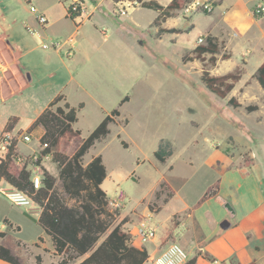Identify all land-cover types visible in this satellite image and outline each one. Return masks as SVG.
<instances>
[{"label": "rangeland", "instance_id": "1", "mask_svg": "<svg viewBox=\"0 0 264 264\" xmlns=\"http://www.w3.org/2000/svg\"><path fill=\"white\" fill-rule=\"evenodd\" d=\"M140 1L120 18L111 14L107 1L81 0L84 16L72 22L63 16L69 1L60 0L57 7L55 0H33L32 4L15 0L16 20L10 26L2 25L0 37L9 34L11 43L20 41L23 53L18 57L19 67L31 81L25 87L22 77L15 79L11 83L13 95L10 87H3L6 98L0 102V115L17 114L19 127L25 131L49 100L64 90L73 106L84 104L75 128L85 138L106 114L117 109L120 116L109 126L110 134L88 151L83 163L92 156H101L106 169L101 189L109 205L114 204L110 208L119 210L118 220L122 219V208L127 214L123 218L131 226L156 227V239L159 235L164 241L187 239L189 247L184 251L189 257L199 251L205 255V245L213 241L221 254L232 250L220 262L254 264L249 262L252 259L264 264L260 239V221H264V91L255 79L257 67L264 60V43L252 35V26L242 25L250 24V10L246 6L236 17L233 12H221L222 7H217L220 0H194L160 27H154V12L140 8ZM243 1L238 2L239 7ZM45 2L54 17L50 28L32 27L28 32L16 27L19 17L29 16L27 8L37 18L31 7L36 9ZM159 28L166 32L159 33ZM73 35L74 66L69 64L72 56L61 55L72 68H56L60 58L47 57L53 54L48 48ZM207 36L216 38L219 45L214 65L209 63L208 54L194 58L193 50L204 45ZM198 38L203 42L199 44ZM1 47L4 45L0 42ZM223 55L229 58L223 60ZM4 56L9 62L0 50L1 61ZM6 68V75L15 72L11 65ZM236 68L242 69V77L225 99L210 93L200 81L203 70L219 76ZM69 71H74L73 81ZM19 87L22 90L18 91ZM124 97L127 101L119 106ZM231 97L240 107L228 105ZM247 106L258 109L248 113ZM26 132L32 133L34 140L19 143L23 154L38 147L39 131ZM160 140L168 141L172 151L164 164L154 157ZM44 167L57 178L54 163L45 162ZM162 181L175 193L166 204L162 202L165 194L155 198ZM213 184L218 185L217 196L202 201ZM8 205L13 208L10 218L19 223L21 230L7 227L6 231L14 244L25 243L20 248L32 256L37 237L46 236L37 224L38 217L18 213ZM223 222L230 227L221 228ZM0 223L6 224L4 220ZM145 246L152 249L153 244Z\"/></svg>", "mask_w": 264, "mask_h": 264}, {"label": "trees", "instance_id": "2", "mask_svg": "<svg viewBox=\"0 0 264 264\" xmlns=\"http://www.w3.org/2000/svg\"><path fill=\"white\" fill-rule=\"evenodd\" d=\"M194 0H171L168 5L161 6L155 1H140V7L156 11L158 16L153 20L152 26L160 27L166 19L172 17L175 11L182 10ZM66 17L72 22L80 17L72 5L66 8ZM159 33L166 30L159 28ZM174 30L167 31L172 33ZM196 59L203 54L210 55L209 63L214 65L215 55L219 53L216 38L207 36L204 45L196 46L193 50ZM223 55L222 59H228ZM242 69L236 68L223 75L213 76L203 70L200 81L204 87L219 99H225L234 89L235 84L242 77ZM255 79L264 91V61L258 66ZM128 97L120 102L121 106ZM64 100L63 105H59ZM228 105L232 108L240 107L236 98L231 97ZM84 107L81 102L76 107L71 106L63 95L55 96L41 111L28 131H39V144L45 148L41 151L40 160L45 155L51 156V162L58 168L57 178L42 167V187L34 190L30 182V170L25 166L18 168L12 158L17 155L14 147L10 149L6 159L0 163V180L25 193L40 208L37 218L38 226L49 237L53 255L58 257L59 264H144L149 256L145 249H138L131 243V236L123 226L127 218L118 220L119 210L111 209L106 193L101 185L106 179V169L100 155L92 156L84 164L83 159L88 151L98 142L106 139L110 134L109 126L115 123L120 116L117 109L97 124L85 138H81L80 130L74 126L78 121V112ZM248 113L256 111L257 106H247ZM17 119L9 118L3 132L13 129ZM75 142L71 152H67ZM125 147V143L121 142ZM172 154L170 143L160 140L154 152L156 161L164 164ZM246 164L244 167H247ZM155 198L165 194L163 204L173 198L174 192L165 182H160ZM218 185L213 184L204 194L202 201L216 197ZM5 223H7L5 221ZM11 227V226H10ZM18 227L14 228L18 231ZM6 233L0 232V239ZM41 241V239H39ZM84 259L80 262L77 260ZM0 261L7 264H21L18 257L0 245ZM41 257L35 256L33 264H41ZM197 256L189 259L185 264H196Z\"/></svg>", "mask_w": 264, "mask_h": 264}, {"label": "crops", "instance_id": "3", "mask_svg": "<svg viewBox=\"0 0 264 264\" xmlns=\"http://www.w3.org/2000/svg\"><path fill=\"white\" fill-rule=\"evenodd\" d=\"M28 1L31 4L33 3V0H28ZM142 1L143 2L155 1L158 4H160L161 6H166V5L169 4V2L171 0H142ZM220 1L221 2H220V4L217 7L218 8L222 7V11L221 12H224V13L227 12V11L233 12V14L236 15V17L238 16V14L241 11H245L246 6H248V8L250 10V16H251L250 24H243L242 23V25H245V26L248 25V27L252 26V27H250V30H252V28H254V30H252V35L253 36H258V40H262L263 43H264V27H263L264 26V17H255L252 14V9H253V6H254V0H250V2L249 1L247 2L246 0H244L243 1L244 3H243V5H241V7H239V5H238V2L241 1V0H237V1H235V0H220ZM224 2H229V3L225 4V5H222V4H224ZM55 5L57 7H60V0H55ZM14 7H15V0H0V29H2V25H7L8 24L10 26V24H12L14 22V20H16L15 19V9H14ZM35 7H36V5H35ZM140 8H142V7H140ZM143 9H145V8H143ZM147 10H150V9H147ZM151 11H153V10H151ZM153 12H154V16H155L154 19H155L158 16V13L156 11H153ZM35 13H37L38 15H43L46 18V20H47L46 28L43 27L45 30H47L48 28H50L52 26L51 20H53L54 17L50 15L49 5H46V2L42 6L38 5L36 7V9H35ZM27 14H29V16L19 17L18 18V21L16 22V27H20V28L24 27V29H26L29 32V31L33 30V28L38 27L39 25H37L38 23H37L35 14L31 13V12H28V8H27ZM63 16H64V19L66 21L70 20L69 18L66 17V8H64ZM79 27L80 26H78L76 29H79ZM255 28H257V29H255ZM23 34H24L23 35L24 37H27V35H28V34H26L24 32V30H23ZM11 38L12 37H10L9 34L8 35H3L2 37H0V42H1L2 45H4V48L1 47L0 50H2V53L5 54L9 58V62L5 61L6 59H5V56H4V60H2V63L4 65L6 64L7 66L11 65V66H13L15 68V72L11 71L10 74H7V75L5 74L4 77L0 80V102L4 101L5 98H6L5 95H4V92H3V87H10L12 89L11 83L13 81H15V79L18 80L20 77H22L24 79V84H25L24 86L25 87H28L30 85L29 82L31 81V79L27 78L28 74L25 73L24 70L21 67H19L18 57L23 53V49H22L23 46H22V44L19 43L20 41H12V43H11L10 42L12 40ZM104 38H106V37H104ZM75 44H76V42H75ZM47 48H45V49H47ZM48 49H52L53 54L46 55L47 57H49L50 59H53V57H55L57 59L60 58L59 61H57L58 64L56 65V68H60V67H62L63 69L72 68V65H69V64H72V63H73V66H74V64H75V54L72 56V58L70 59L71 61L68 64L61 57V55H64V57H65L64 49H62L60 51H59V49L58 50L57 49H53V48H48ZM21 70H23V71H21ZM24 75H26V78L24 77ZM69 75H70V80L73 81V79H74L73 78L74 71H69ZM19 90H22V88L19 87L18 91ZM63 91L64 90H60L56 95H54L52 97V99L55 96L61 94V95L64 96L65 101H67L71 106H73L68 101V98H67L66 94H64ZM13 94H15V92L12 89L11 90V95H13ZM52 99H50L49 102ZM48 103L46 104V106L48 105ZM79 103H81V102H79ZM77 105H75L74 107H76ZM41 111L36 115V117L34 119H32L28 123L27 127L25 128V131H23L19 127L21 119H20V116H18L17 114L6 113L5 115H3V117H1V115H0V137L4 133L3 130H4V127H5V125H6V123H7L9 118L14 117V118L17 119V122L14 125L13 129L11 131H9V132H11L13 134H15L17 132H21V131L26 132V130H28L30 125L34 122V120L41 113ZM18 147H19V144L16 146V150L22 156L29 155V154L21 153L19 151ZM174 195H175V193H174ZM172 199H170V201ZM7 202H8V200L5 197L0 195V222L2 220L7 222L6 224L0 223V232L6 233V236L4 238L0 239V245L5 247L6 249H8L14 256L18 257L20 262H21V264H33L34 263V257L37 256V255L41 257V261H42L41 264H59L58 257L53 255L54 250H53V247H52V243H51L49 237L46 234H45L46 235L45 238L43 236L37 237L38 239H41V241H37V243L34 242V244L36 246L34 248L35 249L34 252L31 253L32 256H30L28 254V251H25L22 248H20L19 245H21V244L25 245V243H23L22 241H18L19 245L13 243L14 238L6 231L7 227H10V226H11V228L18 227L19 230H21V228H20L19 223H16V221L13 218H10V214H11V211L13 210V208H10V206L8 205L9 202L8 203ZM110 205H114V204H112L110 202ZM116 205H118V204H116ZM15 209H16V211L18 213H24L26 215L36 214V216L38 217L39 214H40V210H34L35 213H30V211H28L25 208L15 207ZM126 215L127 214L124 213V209L121 208L120 217L123 218ZM181 224L182 223H180L179 226L175 229V232L181 226ZM260 224L262 226L261 231H260V239H261V242H263V246H264V221H260ZM126 225H127L128 228L124 229ZM229 227H230V225H229ZM135 228H136V225H132L131 226V223H129V222L126 223L123 226V229L126 232L128 230L131 233H134ZM156 237H155V239L153 241L150 242V243L153 244L152 249L146 247L145 245H143V246L139 245L136 241H133V239H132V245L134 247L138 248V249H142V248L145 249L147 254H148V256H149L148 260L144 264H146V263L151 264L150 260L154 256H156L159 253V251L166 244H168L170 242H175V241H172V240L164 241L161 238L160 235L158 236L157 239H156ZM246 238L248 239L249 236H246ZM45 239H47V242H48L46 244H45ZM176 243H178L184 250L189 247V242L187 241V239H179V238H177L176 239ZM213 243L214 242L212 241V242H209L208 244L205 245V247H204L205 255H203L202 252L199 251L195 255H192L191 257L188 256V258L191 259L192 257L197 256L196 264H210V259L224 260L225 258H227V256H229L231 254L232 250L226 252V254L219 253V251L216 250L217 247L214 246ZM255 250L259 251L260 249H259V247H255ZM22 254H23V257H21ZM83 259H84V257H81V258H79L77 260V262H80ZM252 261L254 262V264H256L255 260H252V259L249 262H252ZM231 262H232L231 264H242V263H240L237 260H232ZM0 264H7V263H5L3 261H0Z\"/></svg>", "mask_w": 264, "mask_h": 264}, {"label": "built area", "instance_id": "4", "mask_svg": "<svg viewBox=\"0 0 264 264\" xmlns=\"http://www.w3.org/2000/svg\"><path fill=\"white\" fill-rule=\"evenodd\" d=\"M69 1V5L73 6L75 11L80 12L81 18L84 16L85 10L83 5L81 4V0H63ZM107 1L110 6V12L115 17H125L128 12L135 8L138 5V0H103ZM29 3V1L27 0ZM33 11L35 8L31 7ZM188 11V9H186ZM252 14L255 17H264V0H254V6L252 9ZM89 18V15L86 16V20ZM77 19V18H76ZM37 23L42 28L46 26L47 20L43 15H38ZM75 38L74 36H70L67 40L62 43H56L51 45L53 49H64V53L66 57H71L74 54L75 47ZM197 42L200 44L203 42L202 38H198ZM43 48H47V46H43ZM7 72L6 66L0 60V80L4 77V74ZM34 140L32 133L27 132H19L11 133L5 132L0 137V163L4 161L7 155L10 152V149L15 148L19 143L28 144ZM36 142L38 147L31 150L29 155L22 156L17 152V155L12 158V161L18 168H23L24 166L30 170V182L33 186L34 190H39L42 187V167L45 162H51V156L45 155L40 160L41 151L45 148L44 146H40L39 138H36ZM0 195L5 197L8 202L14 207L25 208L30 213H35L34 210H40V208L29 198L25 193L18 191L4 180H0ZM156 227H144L141 224H138L135 228L134 233H129L131 236V243L136 241L139 245H145L148 242H151L156 237ZM189 260L188 254L184 251V249L176 242H170L166 244L159 253L154 256L150 262L151 264H185ZM210 264H225L216 259H210Z\"/></svg>", "mask_w": 264, "mask_h": 264}, {"label": "water", "instance_id": "5", "mask_svg": "<svg viewBox=\"0 0 264 264\" xmlns=\"http://www.w3.org/2000/svg\"><path fill=\"white\" fill-rule=\"evenodd\" d=\"M229 227V224L227 223V222H223L222 224H221V228H223V229H226V228H228Z\"/></svg>", "mask_w": 264, "mask_h": 264}]
</instances>
